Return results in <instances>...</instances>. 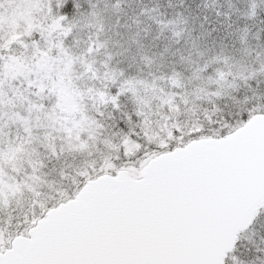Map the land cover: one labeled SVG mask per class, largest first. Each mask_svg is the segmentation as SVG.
Listing matches in <instances>:
<instances>
[{"label": "snow or ice", "instance_id": "6c2138e0", "mask_svg": "<svg viewBox=\"0 0 264 264\" xmlns=\"http://www.w3.org/2000/svg\"><path fill=\"white\" fill-rule=\"evenodd\" d=\"M0 264H264V0H0Z\"/></svg>", "mask_w": 264, "mask_h": 264}]
</instances>
